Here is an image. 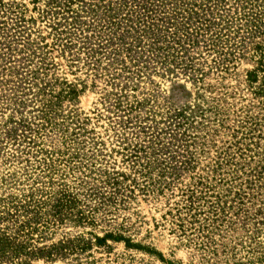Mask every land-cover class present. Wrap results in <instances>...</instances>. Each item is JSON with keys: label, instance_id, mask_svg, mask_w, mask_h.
<instances>
[{"label": "rangeland", "instance_id": "374dc122", "mask_svg": "<svg viewBox=\"0 0 264 264\" xmlns=\"http://www.w3.org/2000/svg\"><path fill=\"white\" fill-rule=\"evenodd\" d=\"M85 1L76 29L66 0H0V229L69 246L2 264H264L260 192L213 172L259 159L264 0ZM201 78L214 92L198 98Z\"/></svg>", "mask_w": 264, "mask_h": 264}, {"label": "trees", "instance_id": "16d2710c", "mask_svg": "<svg viewBox=\"0 0 264 264\" xmlns=\"http://www.w3.org/2000/svg\"><path fill=\"white\" fill-rule=\"evenodd\" d=\"M126 1V0H124ZM82 2L85 4L84 6L87 5L85 0H82ZM66 6H67V10H65V13L70 14V16H65V18H73L74 21L71 23L73 25V27L76 29H78L79 25L81 24L80 22V18H82V15H79L77 13V11H73L72 8V4L74 3L73 0H66L65 2ZM94 11V10H92ZM63 13V12H61ZM74 14V15H73ZM65 15V14H64ZM72 15V16H71ZM94 16L96 17H102V16H97V14H95ZM105 18H110L109 20V24H113L114 25V21L112 20V18L114 16L109 15V13L107 12L104 13ZM127 21H131L132 19L129 17L126 19ZM68 22V20H67ZM70 24V23H67ZM78 25V26H77ZM128 25V24H127ZM148 28V27H147ZM151 30V28H150ZM143 31L145 32L143 35H146L147 30L143 29ZM129 38V33H125L122 35V37H120L118 40L119 42L116 44H120L123 45V47H125V49L130 53L133 52V54H129V56L132 57L133 60H137L139 61V59L142 58L139 57V55H144L146 53V51L143 49H139L140 51L134 50L137 49V47L139 46H143L141 45V41H139V43L135 44L134 41H129L127 42ZM158 39V37L156 38V40ZM156 40H154L151 45L153 43L156 42ZM111 43V42H110ZM113 44V43H111ZM101 47H103V44H100ZM135 47V48H134ZM119 53V52H117ZM150 57V56H149ZM201 86L198 87V98L203 97V93L205 92H214L212 91V85L210 83H208L205 78H201ZM248 81L253 82L255 81L254 79L256 78V75L252 72L248 73ZM219 87V86H217ZM222 87H224V85H222ZM203 105L196 103V107L195 110L193 111V115L191 118V124L195 125V122L198 116H203ZM227 116H225L223 118L222 121H226ZM194 121V122H193ZM222 121H216V123L218 125H222ZM260 129L254 128L253 129V140L250 144H248L247 146L250 147V145L254 146V150L253 149H249V147H247L250 152H253L251 155V157H259V159L254 160L253 162V166H251V163L249 164H245L246 162L242 161V157L243 156H237V157H232V158H224V156H222V158L220 159L221 162H217L215 168L213 169V172L217 175L216 178L214 179V183L217 185H224V183H229L230 186H232L233 180L235 181H240L241 182V191H242V196L244 198V196H247V191L245 190V187H243L244 183L246 185V188L248 189H255L257 190L259 194V198L258 199L260 201L259 204H262L261 206L255 208L257 211V214H261L264 211V184H262V182H264V180L262 181V179H264L263 177V173L264 170L261 169V161L262 159L264 160V154L261 152V150L259 149L260 144H261V140L264 139V136H261V132H259ZM263 137V138H262ZM206 141V140H205ZM205 144V143H204ZM204 146V145H203ZM203 146L200 147V149L202 150V148H204ZM240 154V153H239ZM238 154V155H239ZM244 153H241L240 155H242ZM221 156H219L220 158ZM223 159V160H222ZM248 167L249 170L246 169V167ZM263 167V166H262ZM264 168V167H263ZM229 171V173L226 175V170ZM225 171V173H224ZM248 174L249 178H245L246 175ZM226 181V182H225ZM244 181V182H243ZM199 187L204 185V183L201 181L199 182ZM253 185V186H250ZM220 189H222V187H220ZM227 191L229 192V194H231V188H227ZM229 194H225L223 196H219L217 197V202L215 207H219L217 209H221L224 211L226 206H221V203L224 202L226 204L227 201L223 200L224 197L226 196H231ZM195 194H192V197ZM191 197V198H192ZM235 199H242L241 196L236 195ZM71 200H66L64 201H59L57 204H55V215L59 216L60 218H62V211L65 207H67V204H69ZM192 207V205H191ZM23 225L21 226V231L17 232V234L15 236L9 235L6 231L1 230L0 229V264L5 263L7 261H11L14 258H19L21 256H25L27 258H50L53 259L55 257L58 256H63L67 253V250L69 249V246L67 244H59V245H52V246H42V247H32L31 244H29L27 238L29 233L31 232V229H26V227L30 226V222L28 221V224L25 228H23ZM24 232V233H23ZM22 238V239H21Z\"/></svg>", "mask_w": 264, "mask_h": 264}]
</instances>
